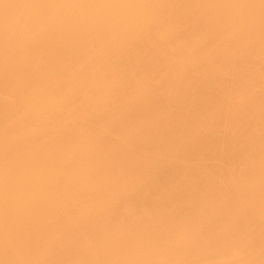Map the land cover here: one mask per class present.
Returning <instances> with one entry per match:
<instances>
[{"label": "bare ground", "instance_id": "1", "mask_svg": "<svg viewBox=\"0 0 264 264\" xmlns=\"http://www.w3.org/2000/svg\"><path fill=\"white\" fill-rule=\"evenodd\" d=\"M0 264H264V0H0Z\"/></svg>", "mask_w": 264, "mask_h": 264}, {"label": "rangeland", "instance_id": "2", "mask_svg": "<svg viewBox=\"0 0 264 264\" xmlns=\"http://www.w3.org/2000/svg\"><path fill=\"white\" fill-rule=\"evenodd\" d=\"M59 88H60V87H59ZM75 100H76V99H75ZM75 100H74V101H75Z\"/></svg>", "mask_w": 264, "mask_h": 264}]
</instances>
